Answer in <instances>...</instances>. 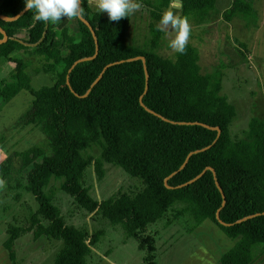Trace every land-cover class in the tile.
I'll return each mask as SVG.
<instances>
[{"label":"trees","instance_id":"1","mask_svg":"<svg viewBox=\"0 0 264 264\" xmlns=\"http://www.w3.org/2000/svg\"><path fill=\"white\" fill-rule=\"evenodd\" d=\"M144 3L149 9L150 38L141 47L127 39L130 17L110 21L106 12L93 11L88 0H82L83 18L95 32L98 52L70 72L76 60L93 56L96 49L89 27L80 19H75L78 38H72L66 27L34 21V10L12 21L0 19L7 34L0 43V66L13 62L16 81L10 85L0 81V101L28 91L32 104L19 124L36 125L50 146V154L31 148L12 155L20 157L24 189L34 196L38 209L27 227L9 225L3 247L11 260L17 239L30 232L34 239L62 242L52 264H87L91 247L99 241L102 231L89 235L59 215L52 196L45 192L51 179L62 180L61 190L78 207L99 214L110 225H120L125 238L135 239L140 249L155 243L147 227L177 206L174 219L189 217L193 227L208 221L235 241L218 264H251L264 251V120L251 117L242 137H233L235 109L221 94V70L202 73L198 50L189 43L185 54L175 52L169 58L156 53L163 36L157 25L169 0ZM24 8L25 0H4L0 14L13 17ZM215 8L216 0H182L179 14L200 25L211 19ZM255 16L252 0H232L222 12L228 22L237 18L248 24ZM15 50L42 58L43 71L54 75L53 83L34 89L27 62L10 56ZM141 56L145 64L141 59L127 60ZM211 127L220 130L215 143L217 130ZM92 147L98 149L97 157L86 155ZM190 152L194 153L180 169ZM10 157L2 167L4 174L10 171ZM105 163L139 179L142 188L93 199L82 179L90 166L101 177ZM217 212L229 225L218 222Z\"/></svg>","mask_w":264,"mask_h":264},{"label":"rangeland","instance_id":"2","mask_svg":"<svg viewBox=\"0 0 264 264\" xmlns=\"http://www.w3.org/2000/svg\"><path fill=\"white\" fill-rule=\"evenodd\" d=\"M144 1L139 0L142 9L130 16L127 32L128 41L141 47L147 46L150 38V15ZM88 2L93 11L99 12L95 0ZM231 2L216 0L212 17L204 24L195 25L188 18L192 28L189 44L198 50L202 73L221 70V94L235 109L231 135L240 138L251 117L264 120V0H252L256 16L248 24L237 18L231 22L222 18V12L230 7ZM167 10L180 16L179 9ZM62 27L68 29L72 38H78L75 19H62L57 23V28ZM174 36V31L163 32L155 52L163 57H173L175 51L169 44ZM12 57H22L27 62L26 72L31 76L30 84L34 89L53 83L54 75L43 71L42 58L23 54L22 50L12 52ZM14 69L13 62L3 63L0 66V81L9 85L15 83ZM31 104L32 96L25 90L19 91L7 102L0 101V264H52L55 254L63 246L61 241L34 239L30 232L15 242L14 260L9 258L3 247L9 225L27 227L31 215L38 209L34 196L24 189L25 172L19 169L20 157L12 155L31 148H41L50 154L49 141L36 125L19 124L21 116ZM98 154L96 147L86 151V155L93 157ZM7 157L11 158L10 171L4 174L2 167L7 164ZM61 183L62 180L51 179L45 192L52 196L51 202L64 221L87 230L89 235L102 231L99 241L91 247L87 264H218L220 257L235 242L208 221L193 227L189 217L174 219L176 206L147 227L146 233L154 236L155 243L140 249L135 239L125 238L120 225H110L99 214L88 213L78 207L61 190ZM82 184L89 188V194L95 200H104L122 192H136L142 188L139 179L106 163L101 177L93 166L88 167ZM41 223L44 226L49 224L44 219ZM251 264H264V251Z\"/></svg>","mask_w":264,"mask_h":264},{"label":"clouds","instance_id":"3","mask_svg":"<svg viewBox=\"0 0 264 264\" xmlns=\"http://www.w3.org/2000/svg\"><path fill=\"white\" fill-rule=\"evenodd\" d=\"M99 12H106L108 19L119 22L129 18L143 7L139 0H95ZM25 9L34 10L33 19L43 23L57 24L62 19H79L84 15L81 0H25ZM157 29L161 32H175L169 47L176 53L185 54L192 28L187 17L175 15L167 10L163 13Z\"/></svg>","mask_w":264,"mask_h":264},{"label":"water","instance_id":"4","mask_svg":"<svg viewBox=\"0 0 264 264\" xmlns=\"http://www.w3.org/2000/svg\"><path fill=\"white\" fill-rule=\"evenodd\" d=\"M181 3H182V0H169L168 9H171V8H174V9H180V8H181ZM81 4H82V0H81ZM26 11H27V10L24 8L21 12H19L17 15H15V16H13V17H7V16H4V15H1V14H0V19L6 20V21H12V20L17 19L20 15H22V14H23L24 12H26ZM79 19H80L85 25H87V26L89 27V29H90V31H91V33H92V35H93V38H94V40H95L96 49H95V54H94L93 56L88 57V58H83V59H78V60H76V61L73 63V65L71 66V68L69 69V72H70V70L73 68V66H75L77 63H79V62H81V61H83V60L93 59V58L96 56L97 52H98V42H97V39H96L95 32H94L93 28L91 27L90 23H89L85 18L82 17V18H79ZM0 31H1L2 34L4 35L3 40H0V43H1V42H3V41H6V40H7V34H6V32H5L3 29H1V28H0ZM134 59H141L142 62L145 64V58L142 57V56H141V57L129 58V59H127V60H134ZM123 61H124V60H120V61H118V62H123ZM118 62L116 61V62H114V63H118ZM111 64H113V63H110V64H108V65H106V66L104 67V69L102 70V72L100 73V75L97 77V79L94 81V83L91 85V87H92V86L98 81V79L101 77V75H102V73L104 72V70H105L108 66H110ZM145 72H146V85H145V91H146V90H147V78H148L146 68H145ZM67 84L69 85L68 77H67ZM91 87L88 89L87 93L90 91ZM87 93H86V94H87ZM86 94H85L84 96H86ZM140 103H141V105H143L142 101H140ZM153 113H154V112H153ZM211 128L217 130V136H216V138H215V140H214V142H213V143H215V141L217 140V138H218L219 135H220V130H219V128H217V127H211ZM210 146H211V145H209V146L203 148V150H204V149H208ZM192 153H194V152H190V153L188 154L187 158L185 159V161H184V163L182 164V166L180 167V169H182V168L184 167V165L186 164L188 158L190 157V155H191ZM203 172H204V171H202L199 175H197L195 178H193L191 181H189V183L192 182V181H194V180H196L198 177H200V176L203 174ZM214 178H215V183H216L217 187L219 188V190H220V192H221V194H222V198H223L222 205H224V203H225V196H224V194H223V191H222V189H221V187H220L218 181L216 180V176H215V174H214ZM165 181H166V180H165ZM252 216H253V215L248 216V217H252ZM248 217H245V218L239 220L238 222H240V221H242V220H244V219H247ZM216 218H217V220H218V222H219L220 224H222V225H229V224H226V223H224V222L221 221L218 212L216 213Z\"/></svg>","mask_w":264,"mask_h":264},{"label":"crops","instance_id":"5","mask_svg":"<svg viewBox=\"0 0 264 264\" xmlns=\"http://www.w3.org/2000/svg\"><path fill=\"white\" fill-rule=\"evenodd\" d=\"M14 52V51H13ZM10 56L12 57V53L10 54ZM13 58V57H12ZM215 226V225H214Z\"/></svg>","mask_w":264,"mask_h":264}]
</instances>
